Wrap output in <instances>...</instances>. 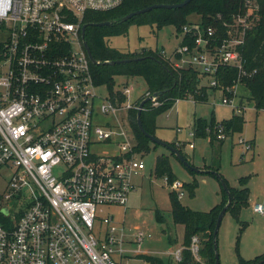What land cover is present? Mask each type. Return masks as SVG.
Returning a JSON list of instances; mask_svg holds the SVG:
<instances>
[{
    "label": "built area",
    "instance_id": "1",
    "mask_svg": "<svg viewBox=\"0 0 264 264\" xmlns=\"http://www.w3.org/2000/svg\"><path fill=\"white\" fill-rule=\"evenodd\" d=\"M123 1L0 0V177L7 179L0 193V264H123L150 256L138 252L144 233L110 226L111 216L97 215L101 206L125 210L133 179L145 169L130 130L121 131L116 153L91 152L92 145L109 141L116 127L96 124L94 118L112 114L118 119L123 109L136 106L128 101L116 106L98 93L82 21L87 12L111 10ZM243 6L231 23H223L222 36L214 27L185 26L179 43L161 53L176 67L195 68L208 87H217L220 66L236 68L239 76L250 74L240 49L259 19V7L256 0H243ZM184 37L191 44H181ZM238 85L225 87L229 96L222 87L218 91L222 104L241 115L246 107L236 101ZM216 138H226L221 126ZM238 144L244 150L253 146L243 138ZM181 184L176 180L170 186L176 191ZM252 210L264 215L262 203H253ZM199 247V238L192 236L188 250L196 261H201ZM128 248L134 251L130 256ZM182 250L173 252L176 262Z\"/></svg>",
    "mask_w": 264,
    "mask_h": 264
},
{
    "label": "rangeland",
    "instance_id": "2",
    "mask_svg": "<svg viewBox=\"0 0 264 264\" xmlns=\"http://www.w3.org/2000/svg\"><path fill=\"white\" fill-rule=\"evenodd\" d=\"M199 20V16L193 14L189 21L197 24ZM179 41L180 36L172 26L162 27L154 33L148 25L131 24L126 34L108 38L107 44L123 52L157 48L168 53ZM115 83L117 89H122L126 85L131 87L125 95V102L128 101L130 104L146 90L141 77L118 76L115 77ZM202 83L206 84V80H202ZM235 92L236 101H240L246 107L243 111L245 122L242 131L226 137L221 146L214 141V146L211 147L209 136L193 138L190 135L194 118L203 117L209 120L213 116L216 121H220L232 115L231 107L221 102V91H209L208 101L205 103L195 104L191 99L178 100L156 117L154 136L168 144L175 143L177 147L179 146L181 155L188 160L189 165L202 170L203 173L191 172L178 158L171 155L168 149L157 144L154 147L155 143L150 142L149 152L140 154L145 169L142 176L133 179L134 191L129 195L125 210L121 206L98 207L97 215L101 219L112 217L108 223L110 226H123L126 231H134L136 227L144 233L138 252L162 259L171 258L173 264H177L173 252L182 247L183 226L175 224L171 216L168 197L172 191L171 186L167 185L164 178H157L153 174L155 158L163 154L168 157L176 179L182 183L181 188L176 190L178 198L184 206L194 211H208L221 201L222 183L211 172L213 170L209 168L210 166L218 167L217 173L229 187H239V180L244 178L249 190L248 205L240 210L239 221L234 219L229 211L224 213L216 236L218 261L219 264H238L239 257L252 259L264 253V215L252 210L253 203L264 205V110L254 108L248 99V91L242 86H236ZM98 93L104 96L106 90L100 87ZM126 115V109H123L118 113V119L112 114L98 115L94 118L96 124L108 122L116 127H113L114 133L110 140L92 145L91 152L96 155H112L118 151V142L123 140L121 131L128 133L130 130ZM239 138L253 140L254 148L244 150L242 145L238 144ZM190 142L193 144L192 148L188 146ZM5 177V175L0 177V193L7 185ZM193 178L196 179L197 187L194 196L190 197L183 183H189ZM156 210L163 215L162 223L155 219ZM241 224L244 225L242 230ZM129 247L137 249L136 245ZM131 248H128L126 255H132L134 251ZM123 264L145 263L144 259L133 257Z\"/></svg>",
    "mask_w": 264,
    "mask_h": 264
},
{
    "label": "trees",
    "instance_id": "3",
    "mask_svg": "<svg viewBox=\"0 0 264 264\" xmlns=\"http://www.w3.org/2000/svg\"><path fill=\"white\" fill-rule=\"evenodd\" d=\"M183 0H124L118 7L107 11H90L84 15L82 21L86 25L84 31V41L96 61L90 63V73L95 85L106 90L107 98L116 106H120L126 101V96L122 89H117L115 77L126 78L141 77L146 86V90L141 97L135 101L138 107L140 101L145 98V94H156L153 105L152 101H147L142 106L140 121L143 129L154 135L156 129V117L162 111L170 108L178 100L191 99L194 103H205L208 101L209 91H217L224 88L223 94L229 96L225 87H232L239 83L249 93V100L256 110H264V0H256L258 4L259 19L245 35L244 43L240 49L243 60V69L250 74L239 76V72L234 67L220 66L216 77L217 87H208L202 83L198 77V71L193 67H176L173 62L161 53L162 49H143L139 52H123L110 47L107 40L110 37L126 34L131 24L148 25L155 33L165 26H172L176 34H181L185 26H191L190 16H199L198 25L201 29L214 27L218 29L220 36L224 31L223 23H231L234 17L244 11L243 0H191L181 8H154L147 12L135 15L126 21L122 17L153 4H176ZM101 22H110L107 26L96 25ZM192 40L184 37L181 44H191ZM129 59V62L113 63L111 61ZM255 70L253 74L251 72ZM126 85V83H125ZM132 107L127 110V123L133 139L136 143L134 150L144 154L149 152L151 142L139 129L137 125V108ZM243 114L237 115L232 112L228 119L216 121L212 116L209 120L204 118H194L192 124L193 138L210 137V145L214 146V141L221 146L224 139H217V129L222 127L226 137L233 133H240L244 125ZM210 132H206V128ZM158 145V144H157ZM154 144V147L157 146ZM177 148L179 146L170 143ZM170 152V151H169ZM175 156L174 153L170 152ZM176 157V156H175ZM185 161H188L182 156ZM177 158V157H176ZM213 171H218V167L210 166ZM189 169V168H188ZM191 172L193 170L189 169ZM210 173V172H209ZM153 174L157 178H164L167 185H171L176 179L166 155H158L155 158ZM186 193L193 197L197 187L196 179L189 183H183ZM227 186V185H226ZM230 203L226 209L231 216L239 221L240 210L248 205L249 190L244 178L239 180V187L227 186ZM171 208L172 220L175 224L183 226L182 258L177 264H215L213 248V231L217 216L222 207L227 203V192L222 189L221 201L210 210L201 212L194 211L184 206L172 190L168 194ZM155 219L162 223L163 215L159 210L155 211ZM241 224V229L243 228ZM192 236L199 238V256L201 261H196L192 256L188 246ZM149 264H173L172 259H162L157 256H144ZM238 264H264V253L252 259L238 258Z\"/></svg>",
    "mask_w": 264,
    "mask_h": 264
},
{
    "label": "water",
    "instance_id": "4",
    "mask_svg": "<svg viewBox=\"0 0 264 264\" xmlns=\"http://www.w3.org/2000/svg\"><path fill=\"white\" fill-rule=\"evenodd\" d=\"M191 0H183L182 2L180 3H176V4H153V5H149L147 7H144V8H141V9H138L136 11H133L131 13H128L127 15H125L124 17H122V21H126L128 20L129 18L135 16V15H138V14H141V13H144V12H147L151 9H154V8H173V9H176V8H181V7H184L185 5H187ZM110 22H101V23H98L96 25H100V26H107L109 25ZM85 27L86 25H82L81 27V37L83 39L84 37V31H85ZM83 47H84V50L88 56V59L90 60L91 63H96V61L93 59L89 49H88V46L86 44V42L84 41L83 39ZM124 62H129V59H121V60H115V61H111L110 63L113 64V63H124ZM157 97L156 94H152V95H148L146 96L142 101H140L139 105H138V108H137V125L139 127V129L141 130V132L152 142V143H155V144H158V145H161L163 147H165L166 149H168L170 152L174 153V155L189 169L195 171V172H202V170H197L193 167H191L189 165V163L187 161H185V159L182 157L181 153H179V151L174 148L172 145L164 142V141H161L159 139H157L154 135H151V134H148L142 127L141 125V121H140V112H141V109H142V106L144 105L145 102L147 101H152L153 99H155ZM212 173H214L221 181L222 183V187L225 189V191L227 192V195H228V198H227V203L222 207V209L220 210L218 216H217V219H216V223H215V227H214V231H213V248H214V257H215V264H219V261H218V254H217V249H216V236H217V231H218V228H219V225H220V222H221V219L224 215V213L226 212V209L230 203V195H229V192H228V189H227V186L225 185L223 179H221L220 175L216 172V171H211ZM206 173V172H204ZM209 173V171H208Z\"/></svg>",
    "mask_w": 264,
    "mask_h": 264
},
{
    "label": "crops",
    "instance_id": "5",
    "mask_svg": "<svg viewBox=\"0 0 264 264\" xmlns=\"http://www.w3.org/2000/svg\"><path fill=\"white\" fill-rule=\"evenodd\" d=\"M196 104V103H195ZM244 113V112H243ZM198 118V117H197ZM200 118H203V117H200ZM205 119V118H204ZM252 143H253V146H252V149L254 148V142H253V140H252Z\"/></svg>",
    "mask_w": 264,
    "mask_h": 264
}]
</instances>
